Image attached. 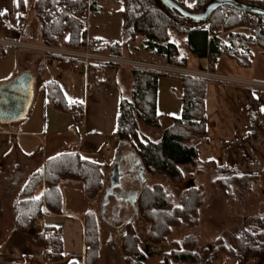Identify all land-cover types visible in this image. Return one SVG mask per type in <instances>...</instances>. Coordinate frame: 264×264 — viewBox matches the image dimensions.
I'll return each mask as SVG.
<instances>
[{
  "label": "trees",
  "instance_id": "16d2710c",
  "mask_svg": "<svg viewBox=\"0 0 264 264\" xmlns=\"http://www.w3.org/2000/svg\"><path fill=\"white\" fill-rule=\"evenodd\" d=\"M15 1L18 9L24 10L25 0ZM120 1L121 42L109 45V50L116 56L123 55L126 45L141 36L142 47L151 54L163 57L166 62L176 59V64L182 65L190 57L205 58L207 69L212 71L213 63L220 55L233 59L239 66H247L252 55L251 48L257 46L264 49L263 15L252 14V19L247 20L250 13L221 6L206 20L193 21L173 14L159 0ZM174 1L186 10L199 12L210 0H194L191 6H186L183 0ZM235 1L264 8V0ZM59 4L64 6L63 10H58ZM88 6L87 0H32L33 16L37 19L36 39L40 44L50 46L66 33L62 41L64 47L82 46L85 43V31L81 19ZM225 12L228 14L225 15ZM241 25L248 27V34L232 31ZM219 29L227 31L225 42L215 35ZM95 68H87V81L92 80ZM159 75L149 70L129 71V97L120 96L116 115L114 135L118 143L127 145L133 151L148 175H159L171 183H180L183 174L179 167L186 165L191 166L196 174L203 170L212 171L214 176L209 185L219 188L226 196L230 194L231 187L250 191L257 181V173L241 172L236 166L216 165L211 160L202 161L198 158L197 147L205 139L206 78L179 77L180 114L178 117H168L169 124L161 131L158 141H151L139 133V121L153 128L160 125L162 116L155 110ZM42 91L46 104L68 112L75 124L81 120L82 104L66 102L56 82L47 81ZM256 113L259 111L251 106L248 111L251 126L255 125ZM108 166L105 161L94 162L76 152L46 158L42 167L28 176L18 199L12 205L14 229L29 231L41 216L43 207L46 211L60 214L62 198L59 184L62 181L79 183L84 197L90 202L95 201L104 191L107 181L105 170ZM41 184L42 194H35ZM136 189L138 192L134 205L136 216L146 227L144 242L150 246H168L167 250L160 253L157 264H208L217 254L233 258L235 264H243L248 257L264 255V214L250 217L248 223L232 235L231 244H226L218 237L212 246L198 249L192 234L170 241L168 236L173 227H193L197 224L198 210L204 196L202 186L193 185L182 189L176 204L159 183L144 184ZM82 220L85 246L83 264H96L99 246L97 220L92 210L85 211ZM33 241L35 246L42 249L45 261L63 258L59 228L44 227L42 231L33 233ZM118 247L122 264H144L146 256L141 239L128 219L122 225Z\"/></svg>",
  "mask_w": 264,
  "mask_h": 264
},
{
  "label": "rangeland",
  "instance_id": "374dc122",
  "mask_svg": "<svg viewBox=\"0 0 264 264\" xmlns=\"http://www.w3.org/2000/svg\"><path fill=\"white\" fill-rule=\"evenodd\" d=\"M87 3L90 6L87 7L81 23L82 27H86L88 35L90 37L97 35L106 36L110 39L118 36V40L114 42H121L119 21L117 19L119 14L116 12L121 8V1L87 0ZM96 3H100V7ZM183 3L186 6H191L194 0H183ZM92 4L93 6L91 7ZM21 12L25 32L33 39L37 34V19L33 16L32 0H25L24 10ZM43 16L46 17L45 13ZM247 28V26L241 25L233 28L232 31L248 34L249 30ZM86 29L84 30L85 36ZM215 35L225 42L227 31L219 29L215 31ZM60 39L54 45L48 47L54 46L57 49L64 48ZM114 42L108 44L104 39L90 41L92 44L104 45L108 51L109 45ZM85 43L78 48L68 49H81ZM11 51L6 50L4 52L5 58H2L7 64V67H10L14 61H17L16 57L13 56L15 54L12 55ZM251 51L252 55L247 66H239L233 59L224 55L216 57L212 71L215 74L221 75L222 78L211 77L210 74L208 77H203L208 80L204 94V137L208 142L204 139L199 143V147H197L198 158L202 161L211 160L216 165L227 164L238 167L241 172L250 171L257 173V181L250 191L231 187L230 194L226 196L219 188L209 185V181L214 176L212 171L203 170L202 173L196 174L191 166L186 165L179 167L183 174V179L180 183H171L159 175H148L141 167L140 161L133 151L127 145H120L117 138L115 140V146L111 143L109 147V152L112 155L110 162L101 158V161L109 164L105 170V175L108 176L113 168H118L114 164L116 157L128 153L131 155V157L121 162L119 168L123 171L120 175L118 186L111 188V194L118 195L122 191L132 192L138 186L159 183L170 193L172 202L176 204L182 189L193 185L202 186L204 196L203 203H201L200 209L198 210L197 224L193 227L184 225L173 227L168 236V241L180 240L182 237L192 234L198 249L212 246L214 240L218 237H221L229 245L231 244L232 235L248 223L250 217L264 214V49L255 46L251 48ZM0 54H3L1 50ZM41 54L48 55V63L50 65L47 66V69L49 76L59 78L68 77V82L71 85L70 91L72 94L77 95L81 91L78 85V79L82 82L84 73H71L65 67L56 66L55 59L58 60V64L61 66H69V64L72 66L69 63L71 61L63 56L49 52H41ZM131 58H135L136 60H132ZM122 59L140 62L143 66H129L127 64L91 65L96 67L93 70V75L96 76L97 72L104 67L113 68L115 71L119 70L120 72H124V74H129L131 69L149 70L160 74L157 78L155 98V110L162 116L160 125L157 128H153L140 121L138 122L139 133L151 141L156 142L163 128L169 124L168 117H178L180 114V101L178 99L181 90L180 82L177 77L172 75L182 76L188 70L178 67V64L176 65V59H174L175 63L171 64L173 60L168 63L165 59L163 62L157 59H150L144 53L135 55L134 52L131 53L129 51L128 44L124 49ZM39 66V63L36 62L35 67L37 68L34 69L33 77L42 76ZM179 66L199 70H193L194 74L198 72L204 74L207 70L205 58H188L182 65L179 64ZM69 77H73L74 80ZM35 82L34 87L37 89L38 80L36 79ZM119 88L121 95L128 98L130 83L127 84L124 79H121ZM251 106L257 112L259 111L254 116L255 121L253 124L255 125L253 126L250 125V119H248V111L251 110ZM18 112L16 110L15 117H17ZM0 136L3 137L4 142L10 144L9 146H4L3 143L1 144L2 140L0 138V159L4 158L6 160L9 158L8 155H11V152L14 151V146L9 141L10 136L8 134ZM45 136L46 144L50 136ZM30 146L31 144H29ZM15 155L16 151H14ZM133 161H137L139 165L133 167ZM7 173L5 171V174L8 176L9 174ZM68 184H65L63 189L61 188V195L66 207L69 210L75 211L80 208H85V210L90 208L96 217L99 244L102 247L99 264H117L115 257H117L118 253H116L115 244L119 243L122 225L129 218L132 208L125 200H114L110 196L104 195L103 192L97 196L95 201H87L78 193H70L67 189ZM69 189L74 190L75 186H70ZM102 198L105 200L104 203H102ZM244 207L249 209L247 210L249 215L244 220L245 224L242 223ZM130 222L141 239V247L146 254L144 264H157L160 253L167 250L168 246H150L143 239L146 229L144 223L136 215L130 219Z\"/></svg>",
  "mask_w": 264,
  "mask_h": 264
},
{
  "label": "crops",
  "instance_id": "0c3cea01",
  "mask_svg": "<svg viewBox=\"0 0 264 264\" xmlns=\"http://www.w3.org/2000/svg\"><path fill=\"white\" fill-rule=\"evenodd\" d=\"M100 5V3L97 4L98 7ZM22 16V12L18 9L15 0H0V50L3 52V54H0V97L3 94V87L15 82V79L20 78L21 80L25 78L29 85L25 97L18 95V88L13 90L14 87L21 86L20 84H15L14 87L10 86V91L4 95L7 107L4 108V113H0V135L8 134L10 136L9 141L13 143L14 151H16L15 156L12 150L13 152L8 155V159H0V264H83L85 246L82 215L90 208L87 210L85 208H80L76 211L69 210L64 204L61 195L62 206L60 214L46 211L43 207L41 216L32 224L29 231L19 232L13 226L12 205L18 199V194L28 176L33 171L41 168L46 158L61 153L76 152L83 158L94 162L101 161V158L110 162L112 155L109 152V147L111 143L115 146L116 115L120 96H122L119 82L124 79L129 84L130 76L119 70L115 71L113 68L104 67L97 72L96 76L93 75L92 80L87 81V70H77L69 64V66L65 67L67 71L84 73L83 81L80 82L78 79L81 91L77 95L72 94L68 77L49 76L47 69V66L50 65L48 63V55H42L34 49L36 46L44 45L40 44L36 37L30 38L25 32ZM117 19L120 27L121 19L119 16ZM82 28L86 29V27ZM66 36L67 34L64 33L60 42ZM105 37L98 35L90 37L86 29L85 42L90 43L94 39H104L109 44L118 40V36L113 39ZM3 41L15 43L16 45L3 44ZM141 41V36L136 37L133 42L128 44L129 51L131 53L134 52L135 55L144 53L150 59H157L163 62V57L146 51L141 46ZM6 50H12L11 54H15L13 56L17 59L10 67H7L5 61L2 60V58H5L4 52ZM109 52L111 53L110 50ZM116 57L123 58V55ZM172 60L171 64H174V59ZM54 61L56 66L64 67L58 64V60L55 59ZM36 62L40 65L41 77H33L34 69L37 68L35 67ZM164 63L166 64L165 61ZM177 66L188 70V72L199 71L194 68ZM205 72L209 73L211 77L222 78L221 75L215 74L208 69ZM184 74L182 76L200 77L188 73ZM15 75L17 76L13 77ZM172 76L178 79L182 77ZM69 78L74 80L73 77ZM36 79L38 80L37 89L34 87ZM49 80L57 83L66 102H79L82 104V118L78 123L72 122L68 112L55 109L46 104L42 88ZM16 110L17 112L20 110L17 117L14 116ZM45 135L50 136L46 144ZM0 138L2 140L1 144L3 143L4 146L10 145L3 141L2 136ZM206 142H208L207 139ZM29 144H31L30 147ZM5 171L8 172V176ZM65 184H68L67 189L70 193H78L83 199L87 200L83 195L80 184L77 182H60V194L61 188L63 189ZM70 186H75V189L70 190ZM75 190L76 192H74ZM42 191L43 185L41 184L37 187L35 194H42ZM103 194L105 195V187ZM243 210L242 220L244 221L246 216L249 215L247 213L249 209L244 207ZM243 221L242 223L245 224V221ZM47 226L60 229L63 258L59 261H45L42 258V249L34 244L33 233L40 232ZM118 244H115L116 253H118L115 258L117 264H122ZM101 250L102 247L100 245L98 246L96 264L100 262ZM208 264H235V260L227 258L223 254H217ZM243 264H264V255L248 257Z\"/></svg>",
  "mask_w": 264,
  "mask_h": 264
},
{
  "label": "water",
  "instance_id": "95a60500",
  "mask_svg": "<svg viewBox=\"0 0 264 264\" xmlns=\"http://www.w3.org/2000/svg\"><path fill=\"white\" fill-rule=\"evenodd\" d=\"M159 1L162 5H164L166 8H168L173 14H178L182 18H187V19H190L193 21H204V20H206L215 9H217L221 6H229L232 9L240 11V12L264 16V8H258L255 6L245 5V4H242V3L237 2L235 0H210L202 8V10L199 12H192V11L186 10L181 5L177 4L174 0H159ZM15 84L16 85L20 84L21 86L14 87ZM10 86L14 87L13 90L18 88L17 89V90H19L18 95L25 97V95L27 94V90H28L27 88L29 85H28V82L25 78H22L21 80L19 78V79H15V82H12L10 85L3 87V90H2L3 94H2V97H0V113H4V108L7 107L6 99H5L4 95H6V93L8 91H10V89H9ZM129 157H131V155L128 153V154L120 155V156L115 158L114 164L118 168L117 169L113 168L109 172V175H108L109 181L105 185V195H108L115 200L116 199H123L132 208L131 214H130L128 220H130L134 215H136V209H135L134 202H135V198H136V194L138 192V189H135L132 192L122 191L118 195H115V194H111V188H113L114 186L115 187L118 186L119 178H120V175L123 171L119 168V166H120L121 162L128 159ZM132 164H133V167H137L139 165V163L137 161H133ZM104 202H105V200L102 199V203H104Z\"/></svg>",
  "mask_w": 264,
  "mask_h": 264
},
{
  "label": "built area",
  "instance_id": "2783aa9c",
  "mask_svg": "<svg viewBox=\"0 0 264 264\" xmlns=\"http://www.w3.org/2000/svg\"><path fill=\"white\" fill-rule=\"evenodd\" d=\"M64 6H59L58 10H63ZM225 15L228 14V12L224 13ZM84 16V15H83ZM252 14H249L247 16V20L252 19ZM83 19V18H82ZM81 19V21H83ZM248 29V28H247ZM3 44H11L16 45L15 43H9L8 41L4 42ZM13 45V46H14ZM34 49L38 52H49L51 54H57L60 56H63L64 58H67L70 60L72 67L75 69H80L83 71H86L87 68L91 65H118V64H127L129 66H143L140 62H133L124 60L120 57H116L112 55L108 50L105 49V46L102 44H92V43H86L81 49H68V48H60L57 49L56 47H48V46H36ZM44 54V53H43ZM188 74H193L195 76L200 77H208L209 73L205 72L204 74H200L199 72L194 74V72H185ZM52 233H49L51 235Z\"/></svg>",
  "mask_w": 264,
  "mask_h": 264
},
{
  "label": "flooded vegetation",
  "instance_id": "af4514ba",
  "mask_svg": "<svg viewBox=\"0 0 264 264\" xmlns=\"http://www.w3.org/2000/svg\"><path fill=\"white\" fill-rule=\"evenodd\" d=\"M119 179H120V178H119ZM108 181H109V178H107V181H106V182L108 183Z\"/></svg>",
  "mask_w": 264,
  "mask_h": 264
},
{
  "label": "snow or ice",
  "instance_id": "6c2138e0",
  "mask_svg": "<svg viewBox=\"0 0 264 264\" xmlns=\"http://www.w3.org/2000/svg\"><path fill=\"white\" fill-rule=\"evenodd\" d=\"M37 199H39V197H37Z\"/></svg>",
  "mask_w": 264,
  "mask_h": 264
}]
</instances>
